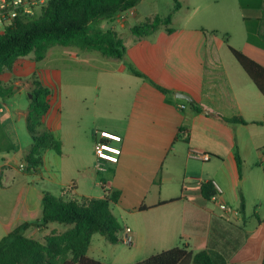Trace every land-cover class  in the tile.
<instances>
[{
  "label": "crops",
  "instance_id": "0c3cea01",
  "mask_svg": "<svg viewBox=\"0 0 264 264\" xmlns=\"http://www.w3.org/2000/svg\"><path fill=\"white\" fill-rule=\"evenodd\" d=\"M135 7L119 13L118 26L112 29L125 47L123 59L76 47L59 46L54 51V46L40 62L31 55L19 58L11 71L0 74V85L8 90L7 96H0V114L7 107L4 97L21 101L25 95L30 100L36 82L50 90L48 110L38 128L53 133L60 145V153L52 150L53 174L46 161L50 149L42 152L38 167L26 173L17 170L26 177L19 184L9 161L0 164V186L8 189L16 184L5 205L6 222L0 220L4 235L7 228L37 217L44 192L70 201L100 199L118 190L119 201L110 204L115 218L125 223L118 237L121 241L125 228H130V247L136 252L154 255L186 247L193 252L206 250L213 264H262L264 95L235 58L223 53L217 31L187 27L191 16L186 26L173 28L170 15V25L145 37L133 35L135 26L129 27L131 36L124 42L122 27L128 15L137 17ZM246 11L253 13L243 19L261 17L258 9ZM240 50L264 68V48L248 41L246 27ZM53 54L52 67L46 61ZM129 65L145 78L134 75ZM177 93L189 96L191 102L177 98ZM29 105L27 112L17 113L25 122ZM10 117H0L1 140ZM221 117L242 118L247 124L223 122ZM96 131L120 139L116 146L110 142L119 149L115 163L98 160ZM5 148L0 144V153ZM190 153L207 154L210 159L202 162ZM241 178L247 183L244 193L237 186ZM208 181L221 189L215 200L201 195V185ZM37 182L52 185L54 194L45 186L37 188ZM141 206L146 209L139 210Z\"/></svg>",
  "mask_w": 264,
  "mask_h": 264
},
{
  "label": "trees",
  "instance_id": "16d2710c",
  "mask_svg": "<svg viewBox=\"0 0 264 264\" xmlns=\"http://www.w3.org/2000/svg\"><path fill=\"white\" fill-rule=\"evenodd\" d=\"M140 0H51L37 21L17 20L0 34V74L11 71L19 58L33 56L35 62L44 59L54 46L76 47L82 51L97 52L104 57L123 59L125 47L113 30L94 31L90 25L105 19L112 21L124 11L134 8ZM242 10L258 9L260 18L245 17L244 24L248 41L264 48V0H239ZM179 6V5H178ZM171 24V16H156L151 21L131 29L133 35L145 37L161 26ZM172 29H167L171 33ZM241 68L264 95V68L242 52L229 47ZM129 70L145 78L130 65ZM163 92H169L161 89ZM8 90L0 85V96ZM50 90L36 82L31 91L26 127L31 135V146L26 157L30 167L42 163V152L46 149L60 153V145L47 132H39L41 119L48 110L47 97ZM195 111L194 104H189ZM223 122L247 124L242 118H224ZM238 173L241 175V160L236 155ZM205 200L215 196L212 182L201 185ZM120 191L106 192L104 198H83L62 201L44 192L39 201V213L13 229H6L0 241V264H105L87 255L91 239L98 234L109 243H121L118 235L120 225L112 213L111 203H117ZM244 199L240 196V213L244 212ZM141 206L139 210H145ZM36 229L41 239L29 237L28 231ZM135 264H213L206 250L188 251L186 247H175L150 256ZM264 264V254L263 263Z\"/></svg>",
  "mask_w": 264,
  "mask_h": 264
},
{
  "label": "rangeland",
  "instance_id": "374dc122",
  "mask_svg": "<svg viewBox=\"0 0 264 264\" xmlns=\"http://www.w3.org/2000/svg\"><path fill=\"white\" fill-rule=\"evenodd\" d=\"M178 5H181L180 10H178ZM135 9L138 11L137 17L128 15L126 17L127 21L122 27L123 31L121 32V37L124 42H128L127 40L131 36V33L128 31L129 27L151 21L156 15H159L160 17L172 15L173 28L186 26L185 21L187 17L191 16V18L188 19L187 27L206 28L209 31H217L216 37L221 43V49L223 53L229 57H232V55L228 50V46L241 51L240 49L245 39L243 17L244 15L251 16L253 13L241 10L239 8V0H140ZM41 15L42 12L38 13L31 18L30 21L39 20ZM119 15L120 14H117L113 21L105 19L99 20L91 24L90 29L94 31L112 30L114 26H118L115 20ZM59 49L60 47L57 46L54 51H58ZM55 56L56 55L53 54L46 61V64L53 67L56 64ZM22 97L21 101H8V99L4 97L3 101L6 103L7 107H4L5 113L0 114V117L11 116L7 119L10 123L7 121L3 125L5 139H0V144L4 147L7 146V148L2 149V153H0V164L3 163V160L9 161L10 168L14 171L13 176L15 177L16 184L21 183L23 178H26L18 173L17 170L26 173L27 170L31 168L26 159V152L31 143V135L27 130L25 118L23 116L18 117L17 115L18 112H27L29 100L25 95ZM37 131H41V129L37 128ZM50 135L55 139L53 133H50ZM112 142V146H116L117 142ZM55 157V153L52 150L47 151L46 161L49 163L48 170L52 174L55 169ZM21 164L25 167L24 170H20ZM257 167L259 168V166ZM40 168L42 170V167ZM253 171L258 170L254 169ZM27 178L31 179V177ZM42 184V182H37V188L39 186H45L44 188H47L54 194L55 189L52 185ZM14 186H11L8 189L0 186V220H3L4 222H6L8 216V211L5 208V205L7 200L12 197V189ZM237 186L238 190L244 193L246 191L247 183H243V179L241 178L238 181ZM117 220L121 228H124V221H121L118 216ZM27 235L33 239L42 238V234L36 229L29 230ZM120 235H122V231H120ZM3 237L4 232L0 226V241ZM87 255L92 256L105 264H135L149 258L152 256V253L136 252L133 247L124 245L123 243L111 244L104 237L96 234L92 237Z\"/></svg>",
  "mask_w": 264,
  "mask_h": 264
},
{
  "label": "built area",
  "instance_id": "2783aa9c",
  "mask_svg": "<svg viewBox=\"0 0 264 264\" xmlns=\"http://www.w3.org/2000/svg\"><path fill=\"white\" fill-rule=\"evenodd\" d=\"M50 1L51 0H0V34L17 20H30L38 13L43 12ZM96 134L98 139L95 152L98 160L115 163L118 159L119 149L112 147L110 142L120 141V139L106 132L96 131ZM190 157L199 159L202 162H206L210 159L209 155L199 153H190ZM96 167L97 169H101V164L98 163ZM20 169L24 170L25 167L21 164ZM213 187L215 189V196L212 198L215 200L216 196L221 194V189L215 183H213ZM219 208L226 210V206L223 203H219ZM121 242L127 246L133 243L130 228H125Z\"/></svg>",
  "mask_w": 264,
  "mask_h": 264
},
{
  "label": "water",
  "instance_id": "95a60500",
  "mask_svg": "<svg viewBox=\"0 0 264 264\" xmlns=\"http://www.w3.org/2000/svg\"><path fill=\"white\" fill-rule=\"evenodd\" d=\"M28 97L31 98L32 95L29 94ZM176 97L179 98V99H182V100H186L188 102H191V98L189 96L185 95V94L177 93L176 94Z\"/></svg>",
  "mask_w": 264,
  "mask_h": 264
}]
</instances>
